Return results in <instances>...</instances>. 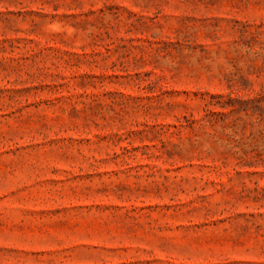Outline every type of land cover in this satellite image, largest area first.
Returning a JSON list of instances; mask_svg holds the SVG:
<instances>
[{
	"label": "rangeland",
	"instance_id": "374dc122",
	"mask_svg": "<svg viewBox=\"0 0 264 264\" xmlns=\"http://www.w3.org/2000/svg\"><path fill=\"white\" fill-rule=\"evenodd\" d=\"M0 264H264V0H0Z\"/></svg>",
	"mask_w": 264,
	"mask_h": 264
}]
</instances>
